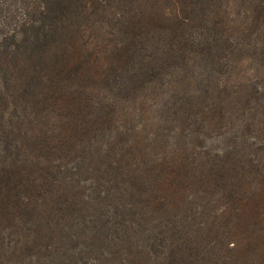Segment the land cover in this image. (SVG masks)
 I'll return each instance as SVG.
<instances>
[{
    "label": "trees",
    "instance_id": "1",
    "mask_svg": "<svg viewBox=\"0 0 264 264\" xmlns=\"http://www.w3.org/2000/svg\"><path fill=\"white\" fill-rule=\"evenodd\" d=\"M161 1L0 0L8 263L254 264L253 237L264 231V0H175L173 22ZM106 49L116 65L102 70ZM244 61L261 78L249 93ZM167 87L159 117L181 127V145L170 134L130 136L121 118L145 113L148 93ZM239 230L252 238L245 248ZM63 239L75 246L67 257L56 250Z\"/></svg>",
    "mask_w": 264,
    "mask_h": 264
},
{
    "label": "rangeland",
    "instance_id": "2",
    "mask_svg": "<svg viewBox=\"0 0 264 264\" xmlns=\"http://www.w3.org/2000/svg\"><path fill=\"white\" fill-rule=\"evenodd\" d=\"M160 6L163 8H165L163 11H161V13L167 15L168 20H170L171 22L174 21L173 19V14H178L180 12V5L174 0L171 1L170 3L167 4V6H165L164 0H162L160 2ZM235 15H236V10H235ZM85 34V38H84V42H87V40L90 39V35L92 34ZM89 37V38H88ZM117 39V38H116ZM116 39L112 40V43L116 42ZM106 43V41H105ZM109 45V44H108ZM109 51L106 49L105 51H102L99 55L98 61L101 60L102 64H103V69L102 70H106V68L111 64V65H116V62L114 61V57L112 56L109 59V62L107 64L106 60L104 59V57L106 55H108ZM253 65L251 64H247L244 61L243 63V67L242 69L239 70L238 76L240 77V80L242 82V84L244 86H247L248 90L247 92L249 93V85L252 82L257 83L259 81H261V78L256 77V74H253ZM196 84L197 82H194L192 84H190L191 87H185L186 89H184V92H189L192 91V89H197L196 88ZM237 84V83H236ZM168 90H165V88L162 89V93H148V97H147V104H148V109L145 108V113H143L141 115V112H136L138 110H134V109H130V111L128 112L129 115L123 116L121 118V127L124 126L125 129L130 130L132 137H135V134H139L140 139L142 140H146L147 136L151 137H163L164 134H170L172 135L175 139L173 140V142H177L179 145H181L180 142V133H182V129L178 124H174L172 122H169V125H163L162 123V119L159 117L160 115V109L163 107V105L168 103L171 104L172 99H170V88L167 87ZM192 88V89H191ZM182 91V90H181ZM185 95V94H184ZM238 98V94L236 95ZM242 96H240L241 98ZM196 112L198 111L200 113V115L202 116V112L201 110H195ZM136 112V113H135ZM128 118V120H126ZM177 128V129H176ZM141 130V131H140ZM134 132V134L132 133ZM175 134V135H174ZM213 136V135H212ZM214 137V136H213ZM103 138H99V140H101ZM107 136H104V141L106 142ZM163 139L161 140L162 143ZM165 141V140H164ZM194 143L197 144V140H194ZM213 145H216V143H213ZM156 151V150H154ZM157 152V151H156ZM79 171L80 169L83 167L81 164H79V166H77ZM81 180H88L86 185L88 186L90 183V180H94V177L89 176V175H83L81 178ZM237 234L240 236L241 238V242H237V244L242 243L246 240H250L252 239L250 237V235H247L246 230H239L237 231ZM254 242L251 245V247L254 248L253 253H252V259L254 264H264V231H257L255 233V236L253 237ZM64 241V239H63ZM90 240H80L79 242V248H83V249H87L89 251L93 250L95 247L93 246L92 242L90 243ZM74 244L70 243L69 241H64L61 244L56 246V250L59 254L65 255V257H67L69 255V251L74 248ZM242 247L245 248V244L242 243ZM255 249L258 250L257 253H255ZM21 250L23 252H25L24 248H21ZM14 255H5V254H1L0 255V264H21L19 262H10L8 263V259H12L14 258ZM40 258H42V255H39ZM98 264H104L105 262L98 257V259H96ZM227 264H241L238 263L237 260H232L229 259L227 260ZM248 264H250L248 262Z\"/></svg>",
    "mask_w": 264,
    "mask_h": 264
}]
</instances>
